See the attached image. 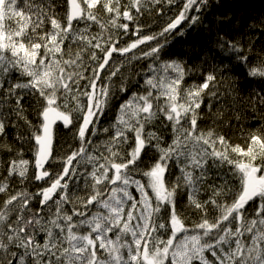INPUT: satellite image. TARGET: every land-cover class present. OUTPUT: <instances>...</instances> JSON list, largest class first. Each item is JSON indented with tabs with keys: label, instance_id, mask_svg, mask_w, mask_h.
<instances>
[{
	"label": "snow or ice",
	"instance_id": "snow-or-ice-1",
	"mask_svg": "<svg viewBox=\"0 0 264 264\" xmlns=\"http://www.w3.org/2000/svg\"><path fill=\"white\" fill-rule=\"evenodd\" d=\"M208 4L0 0V264H264V52L221 38L229 63L164 58ZM250 27L264 35V17ZM236 73L260 85L240 143L201 126ZM18 121L27 157L7 139ZM58 124L74 130L64 154Z\"/></svg>",
	"mask_w": 264,
	"mask_h": 264
},
{
	"label": "trees",
	"instance_id": "trees-1",
	"mask_svg": "<svg viewBox=\"0 0 264 264\" xmlns=\"http://www.w3.org/2000/svg\"><path fill=\"white\" fill-rule=\"evenodd\" d=\"M175 11H169L164 19L160 20L159 16H154L152 20L153 30L159 31L160 28L168 22V16H174ZM264 17V0H209L208 7L201 15L200 22L191 27L184 29V35H175L169 38V43L164 50V58L182 59L187 65L193 68L209 69L212 64H220L221 62L229 63L230 57L225 56L224 51L219 47V43L223 40L239 41L248 47L250 41L252 43V53L264 52V35L261 34L262 29H253L250 25H260L261 19ZM183 27V26H182ZM142 64L134 66L133 71L142 68ZM239 77L238 85L233 90L232 80L226 78L220 87L221 95L218 101H213L212 111L207 109L202 113L203 120L201 126L204 128L215 127L218 132L231 137L234 142H242L240 132L242 126L252 123V113L248 111L249 93L258 88L260 85L255 78L247 77L240 73H236ZM201 77L197 74L196 80L199 82ZM191 82V78H189ZM238 93V94H237ZM208 102L207 100L205 101ZM120 103V99L113 101V110L106 114L102 124L107 126L109 121L115 115V107ZM28 104H31L28 106ZM28 118L36 123V110L38 103L28 102L25 105ZM222 113L221 118L217 116ZM240 115L237 121L236 116ZM160 132L168 139V131L161 122H157ZM57 144L58 150L64 154L69 150V146H76L74 139V130L64 128L57 125ZM19 136L23 141V150L25 155L30 156L28 149L31 144L28 142L30 129L23 121H18L15 128L9 129L8 142L13 143L14 147H20L15 144V138ZM4 171L0 168V173ZM175 171V170H174ZM216 170L213 169V176ZM235 184V181H233ZM178 203L185 204L186 201L180 197ZM189 222L198 219V215L190 210L186 211Z\"/></svg>",
	"mask_w": 264,
	"mask_h": 264
},
{
	"label": "bare ground",
	"instance_id": "bare-ground-1",
	"mask_svg": "<svg viewBox=\"0 0 264 264\" xmlns=\"http://www.w3.org/2000/svg\"><path fill=\"white\" fill-rule=\"evenodd\" d=\"M163 19H164V17H160V20H163ZM26 99H27V98H26ZM32 101L34 102L35 99H30V100H29V102H32ZM25 105H27V103H26ZM30 105H31V104H28V106H30Z\"/></svg>",
	"mask_w": 264,
	"mask_h": 264
}]
</instances>
